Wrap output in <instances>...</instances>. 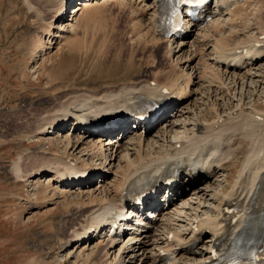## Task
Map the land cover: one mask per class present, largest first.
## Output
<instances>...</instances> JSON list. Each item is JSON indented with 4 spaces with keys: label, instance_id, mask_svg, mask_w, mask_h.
<instances>
[{
    "label": "bare ground",
    "instance_id": "1",
    "mask_svg": "<svg viewBox=\"0 0 264 264\" xmlns=\"http://www.w3.org/2000/svg\"><path fill=\"white\" fill-rule=\"evenodd\" d=\"M73 1L38 0L52 20L65 19L64 26L57 24L63 28L52 27L58 30L57 44L66 41L64 28L75 34V16L112 3L130 12L129 37L136 48L166 43L167 56H179L171 59L178 72L170 77L155 70L149 80L73 89L35 115L32 136L61 139L64 153L38 154L29 171L16 162L15 176L46 172L61 194L86 197L71 214L75 221L69 219L72 226L61 251L76 254L80 264L97 257L90 264H209L214 252L234 249L240 238L245 239L244 251L264 248V98L261 109L245 100L264 84V25L242 16L261 10L263 0H213L196 21L185 17L181 31L170 38L163 30L164 0H85L69 19L64 11ZM51 26L46 23L48 30ZM68 44L77 45L73 40ZM256 77L261 80L254 81ZM177 99L192 102L155 135L147 138L148 122L135 120L126 145L106 137L109 128L104 127L140 115L151 119ZM202 107L208 117L200 118ZM75 154L99 161V166L108 163L109 170L118 160L114 180L107 183L98 176L99 186L85 185L97 168ZM239 156L243 159L235 167ZM233 171L230 177L227 173ZM231 181L230 189L221 187ZM158 183L166 186L155 196H165L154 205L145 195ZM140 195L142 205L135 203ZM230 209L234 211L227 218Z\"/></svg>",
    "mask_w": 264,
    "mask_h": 264
},
{
    "label": "rangeland",
    "instance_id": "2",
    "mask_svg": "<svg viewBox=\"0 0 264 264\" xmlns=\"http://www.w3.org/2000/svg\"><path fill=\"white\" fill-rule=\"evenodd\" d=\"M83 1L85 0H74L67 4L65 17L70 19L74 16L76 4ZM40 4L42 3H38V0H0V264H80L76 261V254L67 256L66 251H61V245L69 236L71 214L85 203L86 197L77 199L76 195L61 194V190L53 186L51 174L46 172L36 177L20 179L13 170L14 164L22 161L23 170L29 171L31 166L37 164L33 157L42 152L64 153L59 144L61 139L48 140L32 136L30 130L31 126L35 129V115L41 109L42 112L50 109L55 104L56 97L73 89H97L112 83L149 80L156 71L162 73L164 78L178 72L171 59L174 60L179 55L171 56L170 59L166 54V43L156 47L147 46L142 50L135 47L129 37L130 12L127 9L122 10L120 6L108 3L93 7L94 9L91 8L79 17L75 16V36L64 32L67 29L64 28L61 33L66 34L69 39L66 38L60 45L56 43L60 38L54 37L58 30L52 27L63 28H59L57 24L59 21L64 26L65 19L52 20L53 14H46L43 10L45 8ZM260 5L261 10L258 8L246 11L247 15L243 12V19L253 18L255 23L259 20L258 23L263 26L264 0ZM252 12H255L254 15ZM49 21L53 23L50 30L46 28ZM191 36L195 37L193 31ZM73 38L78 41L75 42L76 39ZM91 39H94L93 42ZM72 40L80 45L68 44ZM80 42L85 43L82 46ZM86 45L88 46L85 47ZM174 46L172 45L173 48ZM70 47H73L72 50ZM132 58V65H129ZM260 80L256 77L254 81ZM263 98L264 84L254 93L249 91L245 100L261 109ZM176 101L172 100L145 125L147 138L155 135L167 121L169 123L176 119L177 111L186 104L190 107L192 102L180 99ZM201 111L200 118L208 117L204 107ZM133 123V120H125L118 126L107 128L106 137L117 139L121 146L126 145L134 129ZM49 136L52 137L53 134ZM240 143H243V138ZM111 151L114 155V149ZM78 155L75 154L77 159H85L86 164L97 168L87 177L89 180H85V185L96 187L99 184L96 179L98 176L105 178L107 183L114 180L118 160L113 166L115 168L109 170L106 167L108 163L99 166V161L92 162L87 157L79 155L80 158ZM242 159L239 156L235 167L239 166ZM227 174L233 177L234 171ZM232 185L231 181L221 187L230 189ZM115 186L110 190H114ZM90 260H85L83 264H90Z\"/></svg>",
    "mask_w": 264,
    "mask_h": 264
},
{
    "label": "snow or ice",
    "instance_id": "3",
    "mask_svg": "<svg viewBox=\"0 0 264 264\" xmlns=\"http://www.w3.org/2000/svg\"><path fill=\"white\" fill-rule=\"evenodd\" d=\"M173 0H169V3H172ZM175 4L190 3L192 0H174Z\"/></svg>",
    "mask_w": 264,
    "mask_h": 264
}]
</instances>
